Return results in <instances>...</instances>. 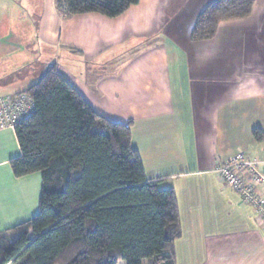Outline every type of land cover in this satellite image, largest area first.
Returning a JSON list of instances; mask_svg holds the SVG:
<instances>
[{
  "label": "crops",
  "instance_id": "obj_1",
  "mask_svg": "<svg viewBox=\"0 0 264 264\" xmlns=\"http://www.w3.org/2000/svg\"><path fill=\"white\" fill-rule=\"evenodd\" d=\"M213 1L139 0L109 18L63 14L56 0H0V97L37 82L42 50L78 48L86 62L58 64L61 75L100 115L134 121L147 179L176 191V264H264L258 216L214 172L239 151L264 172V0L192 40ZM20 155L15 128H0V234L39 211L42 174L16 176Z\"/></svg>",
  "mask_w": 264,
  "mask_h": 264
},
{
  "label": "trees",
  "instance_id": "obj_2",
  "mask_svg": "<svg viewBox=\"0 0 264 264\" xmlns=\"http://www.w3.org/2000/svg\"><path fill=\"white\" fill-rule=\"evenodd\" d=\"M255 2H211L191 39L214 38L222 21L251 16ZM138 3L56 0V7L115 18ZM21 93L33 108L15 127L21 155L11 166L19 177L41 172L43 184L38 213L0 234V264H176L183 236L177 194L147 179L132 145L134 121L100 115L57 62Z\"/></svg>",
  "mask_w": 264,
  "mask_h": 264
},
{
  "label": "built area",
  "instance_id": "obj_3",
  "mask_svg": "<svg viewBox=\"0 0 264 264\" xmlns=\"http://www.w3.org/2000/svg\"><path fill=\"white\" fill-rule=\"evenodd\" d=\"M33 108L29 94H7L0 97V128H15L27 119ZM214 172L228 186L236 190L245 203L250 204L264 228V172L259 162L239 151L227 161L218 164Z\"/></svg>",
  "mask_w": 264,
  "mask_h": 264
},
{
  "label": "rangeland",
  "instance_id": "obj_4",
  "mask_svg": "<svg viewBox=\"0 0 264 264\" xmlns=\"http://www.w3.org/2000/svg\"><path fill=\"white\" fill-rule=\"evenodd\" d=\"M42 53L43 54L37 57L33 63L35 69H37L36 72H38V74L43 73L45 67L53 62L63 64L69 69H76L77 67H80V65L83 66L86 62V58L83 55V52L78 48H68L66 51L62 50L59 53L55 50L52 51L51 49H45L42 50ZM119 264H125V262L120 261Z\"/></svg>",
  "mask_w": 264,
  "mask_h": 264
}]
</instances>
